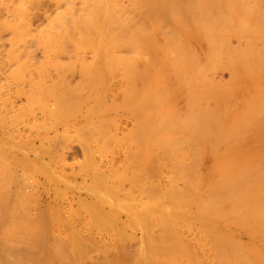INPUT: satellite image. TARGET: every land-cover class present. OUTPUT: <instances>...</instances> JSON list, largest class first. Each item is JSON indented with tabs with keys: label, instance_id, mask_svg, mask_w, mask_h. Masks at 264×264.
<instances>
[{
	"label": "rangeland",
	"instance_id": "374dc122",
	"mask_svg": "<svg viewBox=\"0 0 264 264\" xmlns=\"http://www.w3.org/2000/svg\"><path fill=\"white\" fill-rule=\"evenodd\" d=\"M260 75L264 0H0V234L23 264H264Z\"/></svg>",
	"mask_w": 264,
	"mask_h": 264
},
{
	"label": "bare ground",
	"instance_id": "6f19581e",
	"mask_svg": "<svg viewBox=\"0 0 264 264\" xmlns=\"http://www.w3.org/2000/svg\"><path fill=\"white\" fill-rule=\"evenodd\" d=\"M215 44V46L216 47H218V43L217 42H215L214 43ZM240 47V46H239ZM258 53H260V52H258ZM257 53V54H258ZM237 63L238 62H233V64H234V68L232 69L231 68V75L232 76H235V77H237L238 75H240V71H238V70H236L235 68L237 67L238 68V66H237ZM186 73V81H185V83L189 80V82H187V84H185V86H187L189 83H191V82H193V83H191L192 85H194V83H196L197 85H199V87L200 88H202L203 87V85H206V84H208V83H210L209 82V79H206V80H204V79H202V80H197L196 79V76H194L193 75V73H190V72H185ZM216 74V73H215ZM257 75H259V74H257ZM70 76V75H69ZM258 78V80L257 79H254L255 81L257 80V81H259V83H260V88H261V82H262V80L264 81V79H262V76L260 75V76H257ZM261 77V78H260ZM188 79V80H187ZM221 79V77L219 78V80ZM197 80V81H196ZM146 81V79L144 78V83H146L145 82ZM148 81V80H147ZM201 81V82H200ZM261 81V82H260ZM213 82V81H212ZM212 82L210 83V85H212ZM248 84H249V81L247 82ZM247 83H246V85H247ZM258 82L255 84V82H250V84L252 85V86H258V84H259ZM263 83V82H262ZM147 84H149V83H147ZM191 84H189L188 86L191 88V87H193V86H191ZM253 84H255V85H253ZM264 84V83H263ZM145 85V84H144ZM147 86V85H146ZM145 86V87H146ZM258 86V87H259ZM245 87H249V85L248 86H245ZM244 87V88H245ZM249 88H251V86L249 87ZM257 88V87H256ZM153 113H151V112H148V117H149V119H151L150 121H153V119H152V117H154L155 115L153 114ZM155 118V117H154ZM137 121V123H138V121H139V119H136L135 120V122ZM264 184V180H260V181H258L257 182V185H263ZM37 211H39V209H37ZM261 218H263L264 219V213L261 215ZM16 228H17V226H15ZM15 227H13L12 226V228H15ZM4 228V227H3ZM2 228V229H3ZM19 228V227H18ZM25 227H20L18 230H20V229H24ZM0 229H1V226H0ZM1 229V230H2ZM10 231H11V229H9ZM17 230V231H18ZM22 230H20V231H22ZM25 231H27V229L25 230L24 229V231H22V232H25ZM12 232H14V231H11V232H7V233H12ZM19 232V231H18ZM6 233V232H5ZM5 233H3L2 235L0 234V239H2L1 237L3 236V238H5L4 239V241H3V239H2V241L0 240V264H23L24 263V260L25 259H27V258H25L24 257V255L28 252L27 250H25V249H27V248H23L22 249V246H19V244L17 245V246H19L20 248H18L17 249V247H13V248H11V247H9L8 246V244H7V242L8 243H10V241L12 240V245H15V241L13 242V239H10L9 238V236L12 238V237H15L14 235H16L15 233L16 232H14L13 234H10L9 236H7V233L5 234ZM20 233V232H19ZM18 234V233H17ZM53 234H54V232H53ZM12 235V236H11ZM55 235H56V233H55ZM55 235H53L54 237H55ZM7 238H6V237ZM10 239V241H8ZM7 241V242H6ZM3 246H6V248L4 249V247ZM8 248V249H7ZM6 250V251H5ZM8 250V251H7ZM6 253V252H8L11 256H12V258L11 259H7V258H9V257H7L6 258V256H5V254L3 255V253ZM218 253H220V249H219V252ZM28 255V254H27ZM27 255H26V257H27ZM238 259V258H237ZM242 259L241 258H239V260H236V261H234L233 262V264H248V263H246V261L245 262H243V261H241ZM71 262L69 261V264H70ZM226 263L227 264H231V261L229 260V261H227L226 260ZM66 264H68L67 262H66Z\"/></svg>",
	"mask_w": 264,
	"mask_h": 264
}]
</instances>
